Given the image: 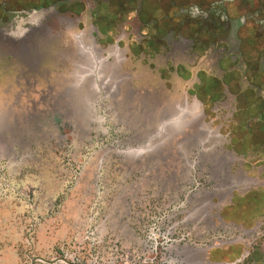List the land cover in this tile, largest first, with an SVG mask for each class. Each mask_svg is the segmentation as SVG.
<instances>
[{"label":"rangeland","instance_id":"1","mask_svg":"<svg viewBox=\"0 0 264 264\" xmlns=\"http://www.w3.org/2000/svg\"><path fill=\"white\" fill-rule=\"evenodd\" d=\"M263 17L0 0V264H264Z\"/></svg>","mask_w":264,"mask_h":264},{"label":"crops","instance_id":"2","mask_svg":"<svg viewBox=\"0 0 264 264\" xmlns=\"http://www.w3.org/2000/svg\"><path fill=\"white\" fill-rule=\"evenodd\" d=\"M244 109H245V107H244ZM248 116H249V118L247 120H245V121H246V123H248L247 121L249 120V125L248 124L247 125L243 124L242 122H234L233 125H232V128H233V134H232L233 138H232V140H234V144H232V142H231V144L234 147L237 146L239 148H242V147H245V146H247L249 144H251V146H253V144H255L253 142V139L251 138V137H253V130L251 128V123H250L251 122V119H250L251 118V113H249ZM262 122H264V120H262ZM259 134L262 136L263 139H262V142H260L261 144L259 143L258 146H261V147H263L262 149H264V131L261 130L260 127H259ZM234 152H236V151H234ZM236 154H237V152H236ZM259 154H261V153H259ZM254 156H257V155H254ZM261 156H262V154H261ZM253 159L257 160V161L262 160L264 162L263 156L261 158H258V159H256V157H254ZM230 206H233L235 210H239L241 212L242 211H251V208H252L251 207V202L249 204H245V203L237 204V203H234V204H232ZM225 207H227V206L225 205ZM263 208H264V206H263ZM262 210H264V209H262ZM221 220L222 221H226V222L228 221L222 215H221ZM249 224H251V220H250ZM248 263L251 264V261H248Z\"/></svg>","mask_w":264,"mask_h":264},{"label":"trees","instance_id":"3","mask_svg":"<svg viewBox=\"0 0 264 264\" xmlns=\"http://www.w3.org/2000/svg\"><path fill=\"white\" fill-rule=\"evenodd\" d=\"M256 12H258V11L256 10ZM258 13L260 14V12H258ZM256 16H257V15H256ZM263 18H264V17H263ZM263 18H260V19L257 20V21H258L257 23L259 24V27H260V28H264V19H263ZM256 253L258 254L257 251H254V253H253L252 255H251V254H250V255L248 254L247 257L245 258V261H251V259H252V260H255V261L258 260V259H257L258 256H257V258H255V257L253 256V255H256ZM252 257L255 258V259H253Z\"/></svg>","mask_w":264,"mask_h":264},{"label":"water","instance_id":"4","mask_svg":"<svg viewBox=\"0 0 264 264\" xmlns=\"http://www.w3.org/2000/svg\"><path fill=\"white\" fill-rule=\"evenodd\" d=\"M36 258H38V259H40V260H43V261H47V260H44V259H42V258H40V257H34V258H31L29 264H33V262H34V260H35ZM61 259H62V258H61Z\"/></svg>","mask_w":264,"mask_h":264},{"label":"flooded vegetation","instance_id":"5","mask_svg":"<svg viewBox=\"0 0 264 264\" xmlns=\"http://www.w3.org/2000/svg\"><path fill=\"white\" fill-rule=\"evenodd\" d=\"M222 262H227V260L226 261H222Z\"/></svg>","mask_w":264,"mask_h":264}]
</instances>
